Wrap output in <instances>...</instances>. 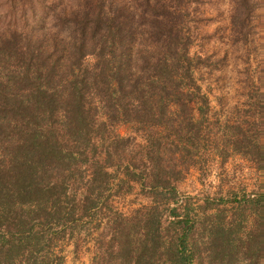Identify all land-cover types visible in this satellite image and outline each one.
<instances>
[{
  "label": "trees",
  "instance_id": "1",
  "mask_svg": "<svg viewBox=\"0 0 264 264\" xmlns=\"http://www.w3.org/2000/svg\"><path fill=\"white\" fill-rule=\"evenodd\" d=\"M76 1L55 12L46 0L49 23L0 33V264H65L63 246L87 218L99 228L101 213L117 215L107 216L106 264H264V185L178 200L176 183L200 165L210 138L183 9L171 0ZM228 128L212 135L226 149L208 154L261 163L258 139L241 123ZM135 184L149 204L133 224L109 198Z\"/></svg>",
  "mask_w": 264,
  "mask_h": 264
},
{
  "label": "rangeland",
  "instance_id": "2",
  "mask_svg": "<svg viewBox=\"0 0 264 264\" xmlns=\"http://www.w3.org/2000/svg\"><path fill=\"white\" fill-rule=\"evenodd\" d=\"M46 3V0H0V33L9 25H16L24 33L26 30L20 28H26L28 23L33 29L43 22L49 23L52 18L49 19L43 8ZM76 3V0H54L51 7L56 8V12ZM170 3L184 11L189 51L196 58V75L208 95L210 106L205 128L210 138L203 144L205 155L199 166L189 169L176 183L178 200H187L194 205L201 203L204 195L228 198L231 192H254L264 185V158L257 163L233 152L222 160L220 156L208 153L226 149L224 143H216L212 135L219 138L228 135V126L237 122L243 125L252 142L258 139L255 143L264 152V0L245 3L241 0H171ZM22 7L26 14L19 13ZM31 14L34 20H31ZM59 18L53 22L56 29L63 30L57 23L63 24L64 18ZM116 131L132 140L139 139L129 124H118ZM109 202L122 212L125 221L134 224L141 214H146L135 209L148 205L149 198L135 184L130 192L112 196ZM225 206L227 214L231 215L233 208L229 203ZM101 216L99 228H95L96 220L87 218L81 234L63 246L65 264H106L110 251L107 241L112 234V227L107 226V216L111 219L117 215L101 213ZM194 264L208 263L201 260Z\"/></svg>",
  "mask_w": 264,
  "mask_h": 264
}]
</instances>
